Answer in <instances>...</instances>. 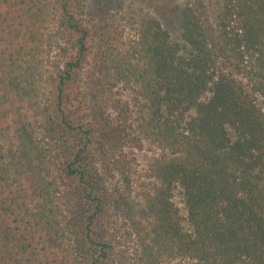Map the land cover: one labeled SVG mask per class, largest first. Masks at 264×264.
I'll list each match as a JSON object with an SVG mask.
<instances>
[{
	"label": "trees",
	"instance_id": "1",
	"mask_svg": "<svg viewBox=\"0 0 264 264\" xmlns=\"http://www.w3.org/2000/svg\"><path fill=\"white\" fill-rule=\"evenodd\" d=\"M0 264H264V0H0Z\"/></svg>",
	"mask_w": 264,
	"mask_h": 264
}]
</instances>
